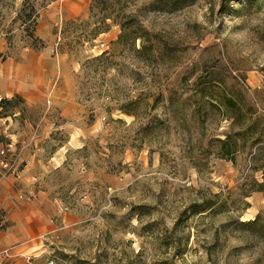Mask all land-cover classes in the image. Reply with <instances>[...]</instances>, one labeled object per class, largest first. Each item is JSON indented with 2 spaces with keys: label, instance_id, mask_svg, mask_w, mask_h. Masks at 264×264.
Segmentation results:
<instances>
[{
  "label": "rangeland",
  "instance_id": "obj_1",
  "mask_svg": "<svg viewBox=\"0 0 264 264\" xmlns=\"http://www.w3.org/2000/svg\"><path fill=\"white\" fill-rule=\"evenodd\" d=\"M51 1L29 0L21 13L24 0H0V61L39 56L46 96L6 99L0 146L15 134L27 143L22 154L63 160L37 170L55 232L34 264H264L255 231L264 226V192L251 191L264 172L250 170L247 156L234 165L217 158L227 113L203 104L201 125L190 100L175 123L168 108L169 95L190 98L199 78L248 97L264 91V0L223 15L220 0L179 10L167 0ZM71 2L73 19L64 8ZM31 7L39 16L27 33ZM123 15L149 33L150 53L118 45ZM216 194L226 211L180 222L191 203ZM257 216L256 229L238 226Z\"/></svg>",
  "mask_w": 264,
  "mask_h": 264
},
{
  "label": "crops",
  "instance_id": "obj_2",
  "mask_svg": "<svg viewBox=\"0 0 264 264\" xmlns=\"http://www.w3.org/2000/svg\"><path fill=\"white\" fill-rule=\"evenodd\" d=\"M64 8L71 19L78 15L73 2ZM44 72L41 58L34 54L20 62L0 61V100L19 96L28 103L46 97L38 92L45 85ZM11 137L7 144L12 145V169H0V264H34L45 253L46 237L55 232L53 204L40 184L44 175L37 170L47 165L57 170L63 160L43 163L30 152L22 154L27 143L18 135Z\"/></svg>",
  "mask_w": 264,
  "mask_h": 264
},
{
  "label": "trees",
  "instance_id": "obj_3",
  "mask_svg": "<svg viewBox=\"0 0 264 264\" xmlns=\"http://www.w3.org/2000/svg\"><path fill=\"white\" fill-rule=\"evenodd\" d=\"M195 1L196 0H167L164 3L165 7L169 10H179L187 5H191ZM206 1L211 2L212 0ZM258 1L259 0H220L219 12L222 15L230 14L233 4L244 3V5L252 7V5ZM28 2L29 0H24L21 13L25 12V6ZM52 2L54 1L52 0L47 4ZM38 16V12L31 7L29 9V14L25 17L26 20L30 21V28L27 29V33L28 30L34 31ZM118 25L121 29V34L117 40L118 45H122L125 48L129 46V49L131 48V51L136 55L144 53L145 51L149 53L152 51V46L147 47L145 44L146 41H150L149 33L139 26L131 15H123ZM30 37H33L32 34ZM137 41H141L140 50L134 48ZM98 60H101V58ZM189 87L191 96L190 98H186V100H175L171 95L168 97V108H176V110H174V115L176 117L175 123H178V106H183L185 102L190 100H193V103H195L193 112L201 122V125H203L205 117L202 111L203 104H206L209 109L222 110L227 113L226 119L230 122V125L228 132L224 135L225 139L216 140L217 158L234 165L238 157L247 156V163L250 170L254 172H264V99L259 97L263 95L262 93L264 91L254 92L252 97H248L247 94L240 89L234 88V90H227L224 83L217 84L214 80L201 82L200 78ZM173 92L172 90L171 93ZM196 97L198 98L196 99ZM12 100L22 101V98L15 96ZM11 104V100H0V108L2 105L11 106ZM125 113L128 114V112ZM156 121L159 120L156 119ZM252 184V192H264V182L260 183L252 180ZM220 198L221 195L216 194L212 195L209 199L203 197L199 199L198 202L191 203L183 212L186 218L180 220V222L207 212L215 213L226 211V202L217 203ZM260 220L261 216H257L253 221L240 222L238 226L245 229H254L260 223ZM255 231H257L260 237L264 238V226L259 227Z\"/></svg>",
  "mask_w": 264,
  "mask_h": 264
},
{
  "label": "built area",
  "instance_id": "obj_4",
  "mask_svg": "<svg viewBox=\"0 0 264 264\" xmlns=\"http://www.w3.org/2000/svg\"><path fill=\"white\" fill-rule=\"evenodd\" d=\"M11 144H6L5 147L0 148V169L4 172L10 171L12 169V163L10 160L11 154ZM9 252H5L8 255ZM41 264H53L52 260H45Z\"/></svg>",
  "mask_w": 264,
  "mask_h": 264
}]
</instances>
